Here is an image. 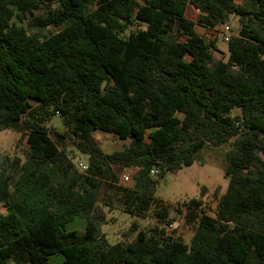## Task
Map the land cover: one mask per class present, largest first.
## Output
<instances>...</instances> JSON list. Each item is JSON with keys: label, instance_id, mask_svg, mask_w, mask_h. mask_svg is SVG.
<instances>
[{"label": "trees", "instance_id": "1", "mask_svg": "<svg viewBox=\"0 0 264 264\" xmlns=\"http://www.w3.org/2000/svg\"><path fill=\"white\" fill-rule=\"evenodd\" d=\"M232 17L216 59L196 26ZM4 130L28 152L0 158V264H264V0H0ZM95 132L128 144L105 154ZM68 141L87 156L83 172ZM224 145L226 190L215 217L199 199L182 205L186 244L165 231L174 220L158 179ZM115 168L134 171L129 186ZM115 203L156 225L109 245L100 227ZM80 215L83 232L65 231Z\"/></svg>", "mask_w": 264, "mask_h": 264}, {"label": "rangeland", "instance_id": "2", "mask_svg": "<svg viewBox=\"0 0 264 264\" xmlns=\"http://www.w3.org/2000/svg\"><path fill=\"white\" fill-rule=\"evenodd\" d=\"M196 15L197 13L194 9H188L187 18L195 20ZM227 24L234 34L236 31L235 17H232ZM196 31L206 40L215 41L217 51H214L213 55L216 59L225 60L227 58V45L222 39L219 26L213 30H205L196 26ZM127 34L128 30L125 32L124 36H127ZM234 114L237 115L238 111H235ZM48 127L60 132L64 130L62 121L58 116H54L51 119V122L48 123ZM93 138L100 145L105 154L121 150L128 144L127 141H120L113 135L102 132H95ZM227 149V145L220 148L205 146L196 154L195 160L191 166L182 167L175 172H165L163 176L158 179L155 198L163 201L164 204L169 206V218L174 220L170 226H165L167 234L181 238L186 244L189 243L192 230L184 221L185 209L182 207V205L189 200H201L207 214L215 217L218 200L226 190L223 155ZM27 152L28 148L25 141L21 138L20 132L15 130L0 131V158L8 156L11 160L13 158H19L21 161H24ZM66 152L76 168H78V164L86 166L87 156L79 153L70 141L67 142ZM115 171L119 175V184L129 186L130 182H121V176L128 175L131 178L134 171L122 170L119 168H115ZM203 188L204 195L201 197ZM113 207V210L103 208L107 222L100 227V233L104 235L109 245L119 243L121 241V234L126 232L133 224L137 225L140 229H150L156 225V220L151 215L145 219H140L123 212L116 203ZM4 211L5 210L0 207V214H3ZM85 226L86 218L84 215H80L65 225V231L83 232ZM129 237L133 238L134 234H130ZM44 264H63V257L62 255H55Z\"/></svg>", "mask_w": 264, "mask_h": 264}, {"label": "built area", "instance_id": "3", "mask_svg": "<svg viewBox=\"0 0 264 264\" xmlns=\"http://www.w3.org/2000/svg\"><path fill=\"white\" fill-rule=\"evenodd\" d=\"M220 27L221 30V35H222V39L224 42L229 41V39L232 37V32L230 30L229 25L227 24H223ZM78 169L83 172L86 169V166L82 165V164H78ZM156 171H152L151 174L155 175ZM131 181L130 176L128 175H123L121 176V182L122 183H129Z\"/></svg>", "mask_w": 264, "mask_h": 264}]
</instances>
